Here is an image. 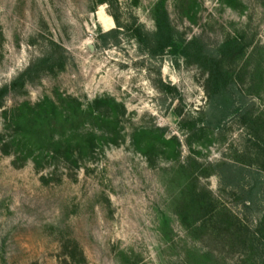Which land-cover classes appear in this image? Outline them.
<instances>
[{"label": "rangeland", "instance_id": "rangeland-1", "mask_svg": "<svg viewBox=\"0 0 264 264\" xmlns=\"http://www.w3.org/2000/svg\"><path fill=\"white\" fill-rule=\"evenodd\" d=\"M159 6L177 40L154 55L135 36ZM233 38L223 101L208 78ZM26 72L0 95V264L260 263L264 202L242 201L264 193V0H0V89ZM48 98L76 137L7 147L19 109Z\"/></svg>", "mask_w": 264, "mask_h": 264}, {"label": "trees", "instance_id": "trees-1", "mask_svg": "<svg viewBox=\"0 0 264 264\" xmlns=\"http://www.w3.org/2000/svg\"><path fill=\"white\" fill-rule=\"evenodd\" d=\"M113 17L117 21L116 16L113 15ZM155 23L156 30L154 32L148 33L146 34V36H143L142 31L139 30L138 34L135 37L142 44H146V46L148 45V48L150 47V45L147 43L153 44L152 48H149L150 53L154 55H162L165 53L168 47H171L175 44V41L177 40V31L175 27L171 24L168 12L164 6H159L157 8L155 15ZM243 50L244 47L239 42V40L233 38L224 42L217 49V51H213V66L210 71V76L208 78V91L212 88L213 91L216 92V99L222 98L224 101L226 100V97L228 95L226 92V89L228 88V78L226 72L223 71L221 67V56L231 52L242 53ZM191 51L192 55L198 56L199 58L203 57L202 49L197 50L196 43H194L193 41L188 42L184 46V53L187 56L190 54ZM51 58L52 56H48L39 59L36 63L30 66L27 72H30L35 67L39 68L42 63L46 62ZM27 72L24 73V75H21V77L15 79L12 84L2 87L0 89V95L4 97L10 92H18L19 89H24L26 87V84L17 83L19 82V80H23ZM216 102L218 101L216 100ZM221 102L219 101L215 105V108L220 113H224L226 115L229 114L228 112H226L228 103L224 104L225 102ZM223 104L224 110L220 108L223 107ZM19 110L23 114L17 115L14 118L15 135L13 136V140L10 143L6 144L7 147L15 146L18 151L22 149L21 151H19L22 154L25 153L26 155H32L35 150V146H33L34 142L39 137L40 131L45 127L50 132L52 139L54 136L52 134H54V132L58 130V127H64L66 125H69V128H71L70 136L72 138L76 137L74 126H76V124L78 123V117L71 113H65L58 107V105L54 101L49 98L39 103L36 107L30 106L27 110L26 106H22V108H20ZM236 111H239V109H237ZM61 135H65V132H61ZM72 138L67 140L68 145H71L70 142L72 141ZM4 152L9 153V150L7 148H4ZM16 154H18V152ZM34 159L35 161H37V158ZM259 191L260 190L258 189V185H255L249 188V190H247L248 198H245L242 201V204L245 208H251L253 205H257L260 202H264V193L263 197H259L257 195ZM209 204L210 202L208 203V206ZM254 239L257 243L256 249L258 257L260 258L259 264H264V212L262 218L260 219V222L258 223V227L254 232Z\"/></svg>", "mask_w": 264, "mask_h": 264}]
</instances>
